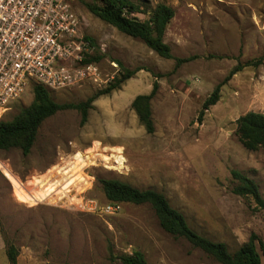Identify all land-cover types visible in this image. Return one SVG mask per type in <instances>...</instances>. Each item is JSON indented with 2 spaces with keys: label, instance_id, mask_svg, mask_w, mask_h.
<instances>
[{
  "label": "rangeland",
  "instance_id": "obj_1",
  "mask_svg": "<svg viewBox=\"0 0 264 264\" xmlns=\"http://www.w3.org/2000/svg\"><path fill=\"white\" fill-rule=\"evenodd\" d=\"M91 1L72 5L100 56L103 79L50 91L52 99L85 101L125 69H140L99 95L84 124L76 109L59 110L42 122L27 155L18 148L0 152V264H9L8 243L17 250L16 264H121L109 259V248L115 255L140 250L148 264H220L165 232L148 204L117 203L112 213L71 205L77 193L99 206L111 203L98 177L163 193L195 231L230 251L251 233L264 242V212L232 192L231 176L236 169L253 179L264 199V148L246 150L235 134L240 115L264 112V61L224 81L236 64L264 50V0H146L148 11L134 14L140 20L158 3L174 9L164 34L169 59L91 14L84 7ZM175 57L192 59L176 65ZM154 81V131L147 133L130 103ZM219 83V99L198 121L202 102ZM31 101L29 87L0 119L10 120Z\"/></svg>",
  "mask_w": 264,
  "mask_h": 264
},
{
  "label": "trees",
  "instance_id": "obj_2",
  "mask_svg": "<svg viewBox=\"0 0 264 264\" xmlns=\"http://www.w3.org/2000/svg\"><path fill=\"white\" fill-rule=\"evenodd\" d=\"M84 7L118 31L141 40L160 57L173 58L169 44L164 41L166 26L175 13L171 6L164 3L156 4L149 11V16L145 20L138 19L134 14L148 11L146 0H93L84 2ZM99 57L92 54L86 60L97 61ZM174 59L178 65L192 58L175 57ZM263 61L264 50L260 56L247 60L243 64H236L226 75L224 81L243 67L258 66ZM119 64L121 65V63ZM137 70L125 69L123 73L115 76L104 89L85 101L77 103H58L52 99L48 89L39 84H33L31 86L32 101L28 105L21 106L17 114L10 120L0 119V152L18 148L23 155H27L35 142L42 122L59 110L76 109L80 113V124H84L87 120L88 110L92 107L91 103L99 95L108 94L118 89L123 81L130 78ZM221 85L222 83L217 84L202 102L197 116L198 121H201L204 111L219 99ZM157 88L158 83L154 81L149 93L137 94L130 103L131 109L147 133L154 131L150 101ZM235 124L237 139L246 150L255 151L264 148V112L247 111L235 120ZM231 176L236 182L232 192L251 199L256 207L264 212V199L257 183L236 169L231 170ZM97 182L109 202L150 205L160 227L165 232L174 237L186 239L193 247L200 249L220 264H260L261 262L259 250L264 255V242L254 233H251L247 240L234 251H230L224 242L211 240L195 231L188 224L185 216L170 204L163 193L152 188L139 189L115 178L98 177ZM16 256L17 250L8 243L6 247L8 263L16 264ZM108 257L111 261L117 260L121 264H148L144 253L140 250L115 255L109 248Z\"/></svg>",
  "mask_w": 264,
  "mask_h": 264
},
{
  "label": "built area",
  "instance_id": "obj_3",
  "mask_svg": "<svg viewBox=\"0 0 264 264\" xmlns=\"http://www.w3.org/2000/svg\"><path fill=\"white\" fill-rule=\"evenodd\" d=\"M83 22L72 0H0V115L33 84L60 91L102 81L99 63L86 60L94 46ZM72 198L70 204L83 210L119 208L112 202L99 206L79 193Z\"/></svg>",
  "mask_w": 264,
  "mask_h": 264
},
{
  "label": "bare ground",
  "instance_id": "obj_4",
  "mask_svg": "<svg viewBox=\"0 0 264 264\" xmlns=\"http://www.w3.org/2000/svg\"><path fill=\"white\" fill-rule=\"evenodd\" d=\"M33 185H35V184H33ZM44 186V185H43ZM42 187V186H41ZM43 188V187H42ZM54 189V188H53ZM42 190H44V189H42ZM46 190V189H45ZM64 192V191H63ZM26 200V199H25ZM30 200H32V199H30ZM32 201H36V200H32Z\"/></svg>",
  "mask_w": 264,
  "mask_h": 264
}]
</instances>
